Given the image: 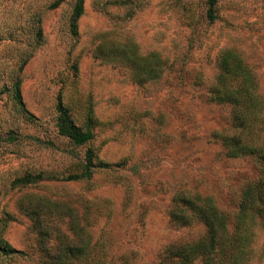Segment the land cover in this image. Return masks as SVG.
<instances>
[{
  "label": "rangeland",
  "instance_id": "rangeland-1",
  "mask_svg": "<svg viewBox=\"0 0 264 264\" xmlns=\"http://www.w3.org/2000/svg\"><path fill=\"white\" fill-rule=\"evenodd\" d=\"M76 1L50 9L53 0H0V232L24 252L0 253V264L46 263L33 222L19 209L25 194L73 209L90 240L87 259L76 264H161L168 246L201 237L203 223L171 222L181 190L211 196L232 235L261 165L227 156L214 132L231 127L232 108L209 102L207 93L220 53L231 49L264 94V0H217L213 20L210 0H85L74 36ZM152 53L167 68L139 83L130 55ZM17 82L29 114L16 103ZM60 101L83 129L94 110L99 124L91 143L76 146L59 134ZM89 148L108 168L88 181L12 185L27 172L68 175ZM261 208L248 220L246 264H264ZM54 226L69 233L65 222Z\"/></svg>",
  "mask_w": 264,
  "mask_h": 264
},
{
  "label": "trees",
  "instance_id": "trees-1",
  "mask_svg": "<svg viewBox=\"0 0 264 264\" xmlns=\"http://www.w3.org/2000/svg\"><path fill=\"white\" fill-rule=\"evenodd\" d=\"M65 1L53 0L50 9L59 8ZM209 4L208 16L213 20L217 0H210ZM84 6L85 0H77L71 14L70 28L74 36L78 35V23L84 15ZM37 34L38 37H42L41 28H38ZM130 56L134 77L139 83L157 78L167 68L166 60H162L157 53L146 57ZM156 62L158 65L154 67ZM217 66L219 73L208 90L207 100L230 106L232 125L227 130L215 131L214 137L221 141L227 156L254 158L261 165V175L259 181L254 185H248L243 193L238 223L232 235H229L228 215L218 208L211 196L188 190L177 192L170 210L171 222L182 227L200 222L206 226V232L198 239L182 240L168 246L161 256V264H246L252 239L248 220L253 216V212L261 213L263 210L261 205H264V94L261 93L251 68L235 50L222 51L217 59ZM13 89L19 109L29 114L23 102L21 82H17ZM58 111L57 128L61 136L68 138L76 146L88 145L93 141V128L99 122L91 107L86 129L74 122L69 110L61 101L58 104ZM96 159L94 149L89 148L84 161L76 165V170L68 171V175L62 177L43 172H27L15 179L12 185L25 188L55 179L65 182L88 181L98 169L108 168L106 163L97 162ZM19 209L33 222L32 231L37 234L40 247L47 252L45 264H76L87 259L90 240L85 236L79 218L70 206L25 194L19 200ZM261 216L264 219V213ZM56 221L65 222L69 233L66 234L60 227L54 226ZM1 231L3 233L4 228ZM2 233L0 232V253L6 256L24 255V252L13 248L7 242ZM51 242H57V247H51Z\"/></svg>",
  "mask_w": 264,
  "mask_h": 264
}]
</instances>
